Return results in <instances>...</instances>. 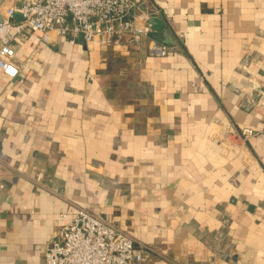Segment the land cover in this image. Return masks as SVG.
Wrapping results in <instances>:
<instances>
[{
  "label": "crops",
  "instance_id": "1",
  "mask_svg": "<svg viewBox=\"0 0 264 264\" xmlns=\"http://www.w3.org/2000/svg\"><path fill=\"white\" fill-rule=\"evenodd\" d=\"M140 1L164 22L150 36L166 56L147 38L10 42L0 264H43L61 214L81 207L127 232L140 264H264V138L238 133L263 119L264 0ZM17 3L0 0V20Z\"/></svg>",
  "mask_w": 264,
  "mask_h": 264
},
{
  "label": "built area",
  "instance_id": "2",
  "mask_svg": "<svg viewBox=\"0 0 264 264\" xmlns=\"http://www.w3.org/2000/svg\"><path fill=\"white\" fill-rule=\"evenodd\" d=\"M140 0H18L7 7L0 20V69L15 76L17 67L10 42L27 29L41 32L43 42L55 37H66L73 43L80 36L86 43L97 42L108 47H137L147 38L151 55L166 56L171 47L151 38L149 16L158 10H143ZM22 20H16V14ZM139 17L142 18L140 22ZM263 108V119L257 128L238 130L243 139L264 138V100L257 102ZM0 153V158L3 157ZM4 182L0 171V190ZM62 223L44 246L43 264H140L144 257L133 238L101 215L86 208L74 213H62Z\"/></svg>",
  "mask_w": 264,
  "mask_h": 264
},
{
  "label": "water",
  "instance_id": "3",
  "mask_svg": "<svg viewBox=\"0 0 264 264\" xmlns=\"http://www.w3.org/2000/svg\"><path fill=\"white\" fill-rule=\"evenodd\" d=\"M15 16L19 20L23 19L21 14H19V13H17ZM147 21H148V23H150L151 28H153L155 30H161V28L164 27V22L155 16H150ZM50 42H52V41L50 40L47 43L50 44ZM262 100H264V97L260 96V98L257 99V102L262 101ZM44 246H45V243H44ZM44 246H43V263H44Z\"/></svg>",
  "mask_w": 264,
  "mask_h": 264
}]
</instances>
